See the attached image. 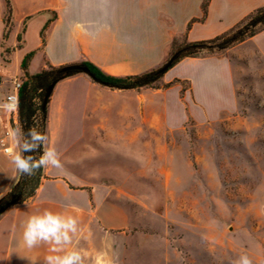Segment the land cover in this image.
I'll return each instance as SVG.
<instances>
[{
    "label": "rangeland",
    "instance_id": "374dc122",
    "mask_svg": "<svg viewBox=\"0 0 264 264\" xmlns=\"http://www.w3.org/2000/svg\"><path fill=\"white\" fill-rule=\"evenodd\" d=\"M8 13L2 47L11 31ZM92 41L87 58L109 74L139 75L154 62L142 46ZM243 42L196 55L226 53L233 64L238 109L215 118L191 114L186 81L178 91H169L176 81L162 79L114 90L79 73L56 84L46 107L60 131L54 148L62 168L48 167V174L100 187L109 192L103 202L118 210L103 216L104 243L93 249L92 264H232L241 255L264 264V62ZM9 53L0 54V65ZM42 62L37 57L30 72ZM17 127L18 115L9 120V129Z\"/></svg>",
    "mask_w": 264,
    "mask_h": 264
},
{
    "label": "crops",
    "instance_id": "0c3cea01",
    "mask_svg": "<svg viewBox=\"0 0 264 264\" xmlns=\"http://www.w3.org/2000/svg\"><path fill=\"white\" fill-rule=\"evenodd\" d=\"M7 1L11 31L8 41H4L6 46H0V54L7 49H11V53L6 65H0V77L5 80L0 84V103L6 102V97L13 93L17 77L24 75L21 64L31 52L35 55L28 64L30 75H34L30 68L39 56L44 65L37 73L83 61L92 62L87 58L94 46L92 40H99L102 47L142 46L147 54L154 55L152 66L146 69L152 70L168 58L175 46L219 37L264 7V0H210L204 14V0ZM6 11V0H0V40L5 33ZM242 45L264 62V29ZM15 54L16 71L10 67ZM162 80L166 84L177 82L169 91H178L180 82L190 84L191 114L196 118H215L222 111L236 112L238 109L234 68L226 53L185 58ZM10 118L15 116L0 111V198L10 190L19 174L4 151L12 146L4 135L9 129ZM59 132L49 120L46 147H55ZM45 176L30 201L12 207L0 216V264H45V257L54 254L48 244L29 249L22 240L27 218L45 209L78 219L80 231L73 237L70 247L82 252L84 264H92L93 249L104 243L99 239L104 237L101 229L106 227L103 216L115 215L118 211L116 206L103 202L109 192H102L100 187L77 184L65 175L50 176L48 168H45Z\"/></svg>",
    "mask_w": 264,
    "mask_h": 264
},
{
    "label": "trees",
    "instance_id": "16d2710c",
    "mask_svg": "<svg viewBox=\"0 0 264 264\" xmlns=\"http://www.w3.org/2000/svg\"><path fill=\"white\" fill-rule=\"evenodd\" d=\"M210 0H204L203 11L206 13L207 6ZM8 15L10 16V7L6 0ZM245 24L237 30H231L219 37L211 40L198 41L192 43H184L180 46H175L169 58L156 69L146 71L139 75L132 76H115L111 75L90 61H83L76 64L65 65L58 68H50L48 70L30 75L28 73V64L35 52L27 54L21 64L25 79L21 83L19 89V109L18 120L21 129L26 134L29 129L36 128L46 135L48 127V112L47 107L43 109V100L45 90L53 84L69 79L79 73L82 68L88 69V76L94 83L108 87L114 90H139L146 87H152L160 82L164 75L172 69L176 64L185 58H195L198 53L203 50L218 49L224 50L228 47L245 41L253 37L259 31L264 29V7L257 9L245 20ZM47 23L43 31L47 28ZM259 26V31H252L248 34L250 27ZM225 35H230L229 38L220 42ZM43 42H45L43 40ZM39 93V96H35ZM36 99H40L41 103L36 104ZM24 155H33L39 157L40 152L25 153ZM45 176V168L38 170L32 176L20 175L10 190L0 198V216L8 209L23 205L30 201L40 188Z\"/></svg>",
    "mask_w": 264,
    "mask_h": 264
},
{
    "label": "clouds",
    "instance_id": "9594fccd",
    "mask_svg": "<svg viewBox=\"0 0 264 264\" xmlns=\"http://www.w3.org/2000/svg\"><path fill=\"white\" fill-rule=\"evenodd\" d=\"M18 108L19 98L15 94L8 96L6 102L0 103V111L5 113L16 112ZM7 135L12 146L5 149V155L20 175L32 176L42 168H62L56 149L46 147L48 137L38 129L31 128L25 134L19 127L10 128ZM35 152H40L38 158L24 155ZM79 231L76 217L45 209L27 218L23 225L22 240L29 249L42 243L51 246L50 252L54 254L45 257V264H84L85 256L82 252L70 247L73 237ZM232 264H253V261L249 256L241 255Z\"/></svg>",
    "mask_w": 264,
    "mask_h": 264
},
{
    "label": "water",
    "instance_id": "95a60500",
    "mask_svg": "<svg viewBox=\"0 0 264 264\" xmlns=\"http://www.w3.org/2000/svg\"><path fill=\"white\" fill-rule=\"evenodd\" d=\"M81 71H82L83 73H85V74H88V69H86V68H82ZM55 86H56V83H53V84H51V85L47 88V92H46V94H45V96H44V100H43V109L46 108V106H47V104H48V100H49V98L51 97L52 92H53Z\"/></svg>",
    "mask_w": 264,
    "mask_h": 264
},
{
    "label": "built area",
    "instance_id": "2783aa9c",
    "mask_svg": "<svg viewBox=\"0 0 264 264\" xmlns=\"http://www.w3.org/2000/svg\"><path fill=\"white\" fill-rule=\"evenodd\" d=\"M0 84H1V79H0ZM20 87H21V82L16 81V82L14 83V91H13V93L9 94L8 96L15 94V95H17L18 98H19V89H20ZM8 96L6 97V100H7ZM18 109H19V108H18ZM10 114H11V115H14L15 118H17L16 116L18 115V110H17L16 112H13V113H10ZM15 118H14V119H15ZM7 133H8V130L5 131V134H4V135H5V137L8 138ZM4 151H5V149H4Z\"/></svg>",
    "mask_w": 264,
    "mask_h": 264
},
{
    "label": "bare ground",
    "instance_id": "6f19581e",
    "mask_svg": "<svg viewBox=\"0 0 264 264\" xmlns=\"http://www.w3.org/2000/svg\"><path fill=\"white\" fill-rule=\"evenodd\" d=\"M77 118H78V116H77ZM71 120V119H70ZM77 124V123H76Z\"/></svg>",
    "mask_w": 264,
    "mask_h": 264
}]
</instances>
